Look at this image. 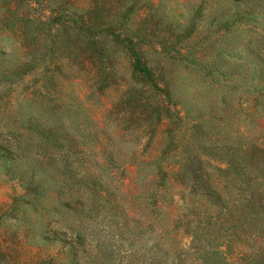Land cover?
<instances>
[{
    "label": "rangeland",
    "instance_id": "rangeland-1",
    "mask_svg": "<svg viewBox=\"0 0 264 264\" xmlns=\"http://www.w3.org/2000/svg\"><path fill=\"white\" fill-rule=\"evenodd\" d=\"M0 264H264V0H0Z\"/></svg>",
    "mask_w": 264,
    "mask_h": 264
},
{
    "label": "trees",
    "instance_id": "trees-1",
    "mask_svg": "<svg viewBox=\"0 0 264 264\" xmlns=\"http://www.w3.org/2000/svg\"><path fill=\"white\" fill-rule=\"evenodd\" d=\"M216 254V253H215Z\"/></svg>",
    "mask_w": 264,
    "mask_h": 264
}]
</instances>
